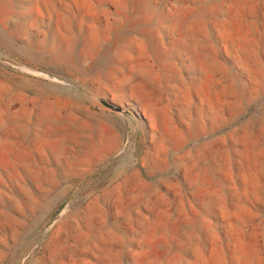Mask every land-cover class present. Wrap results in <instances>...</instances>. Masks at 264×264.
<instances>
[{"label": "rangeland", "instance_id": "rangeland-1", "mask_svg": "<svg viewBox=\"0 0 264 264\" xmlns=\"http://www.w3.org/2000/svg\"><path fill=\"white\" fill-rule=\"evenodd\" d=\"M0 264H264V0H0Z\"/></svg>", "mask_w": 264, "mask_h": 264}]
</instances>
